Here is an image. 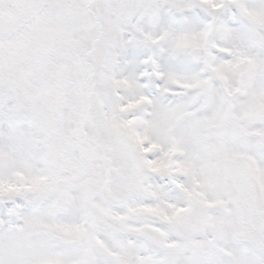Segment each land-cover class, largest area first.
I'll use <instances>...</instances> for the list:
<instances>
[{
  "label": "snow or ice",
  "instance_id": "6c2138e0",
  "mask_svg": "<svg viewBox=\"0 0 264 264\" xmlns=\"http://www.w3.org/2000/svg\"><path fill=\"white\" fill-rule=\"evenodd\" d=\"M0 264H264V0H0Z\"/></svg>",
  "mask_w": 264,
  "mask_h": 264
}]
</instances>
